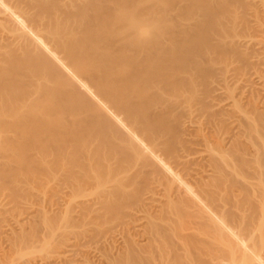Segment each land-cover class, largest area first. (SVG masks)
<instances>
[{
	"label": "bare ground",
	"instance_id": "bare-ground-1",
	"mask_svg": "<svg viewBox=\"0 0 264 264\" xmlns=\"http://www.w3.org/2000/svg\"><path fill=\"white\" fill-rule=\"evenodd\" d=\"M245 2L0 0V207L60 202L7 222L0 264H78L70 234L105 236L155 192L143 241L86 263L264 264V97L214 105L209 75Z\"/></svg>",
	"mask_w": 264,
	"mask_h": 264
},
{
	"label": "rangeland",
	"instance_id": "rangeland-1",
	"mask_svg": "<svg viewBox=\"0 0 264 264\" xmlns=\"http://www.w3.org/2000/svg\"><path fill=\"white\" fill-rule=\"evenodd\" d=\"M247 2H245V4H248L249 2L250 3H253V6L251 8H246V10H240L238 11L237 13L234 12V16H237V17H234L236 18V20H234L235 22H230V25L227 27L230 29V27H232L230 30L227 29V32L224 36V41L227 43V44H230L231 47H230V50L228 51V56L227 58L224 59L223 62H220V63H217V64H214L210 69H209V75H213L212 78L210 77V82L212 83L211 86L214 87L215 90V99L213 101V104H217L218 106H225V104L228 106L229 104H231L230 102H234V100H237L238 101H241L243 103H247L249 102L251 99H250V94L251 93H257L256 95L259 97V98H262L264 97V0H246ZM262 2V3H261ZM255 7V8H254ZM251 11V12H250ZM242 13V14H241ZM244 13V14H243ZM233 16V14H232ZM233 18V19H234ZM260 19V20H259ZM231 23L233 25H231ZM238 23V24H236ZM229 24V23H228ZM236 24V25H235ZM231 31V32H229ZM250 32V33H249ZM237 33V34H236ZM234 35V36H233ZM240 36V37H238ZM236 38V39H235ZM222 39V40H223ZM248 42V43H247ZM235 43V44H234ZM251 43V44H250ZM260 43V44H259ZM246 44V45H245ZM263 44V45H262ZM249 45V46H248ZM256 46V47H255ZM254 48V49H253ZM237 49V50H236ZM239 50V51H238ZM258 50V51H256ZM235 53H233V52ZM246 51V52H245ZM256 51V52H255ZM240 52V54H239ZM255 52V53H254ZM263 52V53H262ZM230 53V55H229ZM242 53H246V55L248 53L249 56H248V59L246 57V65L244 66L243 63H239V58H241L242 56H244ZM261 53V54H260ZM235 54V55H234ZM237 54H239V56H237ZM245 55V56H246ZM258 55V56H257ZM241 56V57H240ZM226 57V56H225ZM238 57V59H237ZM251 57V58H250ZM263 58V59H262ZM229 59V60H228ZM238 61H237V60ZM227 62V63H226ZM223 64V65H222ZM262 64V65H261ZM218 66V67H217ZM256 66V68H255ZM227 67V68H226ZM227 69V70H226ZM240 69V70H239ZM262 69V70H261ZM226 70V71H225ZM229 71V72H228ZM256 71V72H255ZM261 73H260V72ZM211 72H213L211 74ZM224 72V73H223ZM216 73V74H215ZM229 73V74H228ZM263 73V74H262ZM227 74V75H226ZM262 74V75H261ZM221 75V76H220ZM224 75V76H223ZM226 75V78H224ZM215 76V77H214ZM214 77V79H213ZM223 77V78H222ZM224 80H222V79ZM212 79V81H211ZM218 79V80H217ZM226 79V81H225ZM230 79V80H229ZM260 79V80H259ZM251 80V81H250ZM214 81V82H213ZM217 82H220V83H217ZM224 84H223V83ZM228 82V83H227ZM231 82V83H230ZM250 82V83H249ZM252 82V83H251ZM222 84V85H221ZM227 84V86H226ZM230 84V85H229ZM221 85V87H219ZM260 85V86H259ZM229 86V87H228ZM235 90V92H233V94H231L230 91H234L232 89ZM252 89V90H251ZM248 91V92H247ZM217 92V93H216ZM250 92V93H249ZM259 92V93H258ZM263 93V94H262ZM233 95H235L233 97ZM219 97V98H217ZM239 97V98H238ZM233 98V99H231ZM241 98V100H240ZM249 100H248V99ZM231 100V101H230ZM264 100V99H263ZM218 101V102H217ZM220 102V104H218ZM263 102V103H262ZM225 103V104H224ZM228 103V104H227ZM253 103V104H252ZM252 103H250V107H249V111L250 112H254L256 109H255V105L258 104V106H260L259 108V111L260 109L262 110L261 112L264 111V101H256V100H253ZM222 104V105H221ZM217 105L215 108H217ZM263 107V108H262ZM218 109V108H217ZM253 110V111H252ZM224 117V116H223ZM221 118V116H220ZM226 118V117H225ZM25 187V186H24ZM48 187V186H47ZM48 189V190H47ZM39 191H41V193H38L36 194V196L31 200L33 201L36 205L34 207H30L29 205H23V206H16L15 204H8L7 207H0V209H3V213H1L0 215V239L2 240L1 242H3L4 240H6V236L10 233L8 231H10L9 229H11L12 226H16L17 224V221L18 220H22L24 219L26 216H27V213H33L35 210H37L39 207H41V205H44L47 207V209L50 210V212H59V208H60V202H58V196L55 195L52 187H48V188H41ZM142 191H144L142 189ZM141 191V192H142ZM43 192V193H42ZM145 192V191H144ZM143 193V192H142ZM53 195V200H50L49 197H51ZM145 195H142V199L143 202H136V201H129L127 202V208L124 206L123 208H125L126 210L124 211L123 210V215H126V216H122L123 218H126L127 216H129V218L127 219H124L122 220L121 218H118L119 220L116 219V222L111 224V227L113 228L112 231L107 232V236L105 235H99L97 237H90L87 242V240H83V242L81 241L83 238V234H81L80 232L84 231L83 228H75L77 230H75L76 234H74V230H73V234H70L72 236L69 235V239L72 243V241L75 240V244H76V241L79 243L81 242V244L84 245L79 247V249H81L82 252H80V256L78 257L80 259H78V264H88V262L86 263L85 262V255L86 256H90L93 260H95L96 258H101L100 254L101 252H97V251H102V247L107 245V243H111V244H115L117 241H119V244L117 242V244H113V247H117V248H121L122 247V244H124V242L128 239H131V237H133V239L137 240L139 239V242H142L144 237L141 235H138L139 237L136 238V233L139 232V229L145 225V220H147L146 222H148V219H150L149 222H152L154 219H152L153 217L156 219V217H158V215L156 216L157 212L159 211V208L156 206L158 204V200L160 199L159 198V194H156L155 193H148L146 195V193H144ZM45 195V196H44ZM2 196V195H1ZM47 196V197H46ZM62 196V195H61ZM38 197V198H37ZM40 197V198H39ZM157 197V198H156ZM4 198H6L5 196H2L1 197V200H3ZM146 198H148L146 200ZM42 199V200H41ZM49 199V200H48ZM9 200V199H8ZM47 200V201H46ZM146 200V201H144ZM6 201H7V198H6ZM10 201V200H9ZM30 201V202H31ZM38 201V202H37ZM43 201V202H41ZM5 202V200H4ZM147 203V206L145 205V203ZM1 203V201H0ZM47 203V204H46ZM134 203V204H133ZM140 203V205H139ZM142 203V204H141ZM151 203V204H150ZM56 204V205H54ZM144 204V206L146 207H142ZM149 204V205H148ZM15 207L13 208L12 207ZM136 205V206H135ZM142 205V206H141ZM29 206V207H28ZM38 206V208H37ZM51 206V208H50ZM135 206L134 210H133V207ZM140 206V207H139ZM12 207V210H10ZM54 207V208H53ZM138 209H137V208ZM10 208V209H8ZM21 208V209H20ZM25 208H28V211L25 212L24 209ZM30 208H32L31 210H29ZM37 208V209H36ZM130 208V209H129ZM142 208V209H141ZM148 211L149 209V212H144L145 210ZM10 210V212H7L8 214H5L6 210ZM23 209L22 212H24V214H22V212H20L21 210ZM34 209V210H33ZM40 209V208H39ZM135 209L137 210L136 212H140L138 213V216H137V213L135 214ZM7 210V211H8ZM14 210V211H13ZM20 210V211H19ZM54 210V211H53ZM129 212H128V211ZM133 210V211H131ZM140 210V211H139ZM142 210V211H141ZM16 211V212H15ZM128 212V213H126ZM143 212V214H141ZM13 213V214H12ZM19 213V214H18ZM26 213V215H25ZM31 213V214H32ZM145 213V214H144ZM153 216H152V214ZM34 214V213H33ZM32 214V215H33ZM121 214V215H122ZM128 214V215H127ZM134 214V215H133ZM21 215L23 217H21ZM136 215V217H135ZM148 215V216H147ZM151 215V216H150ZM4 216V217H2ZM20 216V217H18ZM133 220H132V218ZM160 216V215H159ZM148 217V219H146ZM151 217V218H150ZM14 218H17L18 220H15ZM139 220H138V219ZM142 218V219H141ZM159 218V217H158ZM122 221H121V220ZM137 219V220H136ZM152 219V220H151ZM127 222H126V221ZM128 220L130 222V225H128ZM143 220V221H141ZM4 221V222H3ZM138 221V223H137ZM141 221V222H140ZM8 222V224H7ZM16 222V223H15ZM122 222L126 223V226L124 225V223L122 224ZM146 223V225L149 224ZM118 223V224H116ZM12 225L10 228L7 226V225ZM115 224V225H114ZM143 224V225H142ZM118 225V226H116ZM132 226V227H131ZM138 226V227H137ZM7 227V228H5ZM119 227V229H118ZM121 227V228H120ZM131 227V228H130ZM117 228V229H116ZM129 228V230H128ZM82 229V231L80 230ZM116 232H115V230ZM124 229V230H123ZM133 229V230H132ZM4 230V231H3ZM80 230V231H79ZM114 230V232H113ZM79 231V232H78ZM120 231V232H119ZM124 231V232H123ZM112 232V233H111ZM119 232V233H118ZM128 232V233H126ZM7 233V234H6ZM72 233V232H71ZM80 233V234H79ZM79 234V236L77 235ZM133 234V235H132ZM125 235V236H124ZM79 238H77V237ZM104 237L106 238V242L104 240ZM109 237H112L109 238ZM141 237H142V240H141ZM73 238V239H72ZM103 238V240H102ZM125 238V239H124ZM72 239V240H71ZM93 239V240H92ZM108 239V241H107ZM110 239V240H109ZM117 239V240H115ZM101 240V241H100ZM112 240V241H111ZM114 240V242H113ZM91 241H92V244H91ZM100 241V242H99ZM104 242V245L102 244ZM123 241V242H122ZM0 242V243H1ZM87 242V243H86ZM72 243V244H74ZM90 243V245H89ZM7 245V243H6ZM87 245V246H86ZM86 246V247H85ZM92 246V247H91ZM91 247V248H90ZM94 247L95 249H97L96 251H94ZM109 247V246H107ZM112 247V246H111ZM114 247V248H115ZM84 248V249H82ZM71 249V248H70ZM89 249V250H88ZM99 249V250H98ZM89 252V253H88ZM91 252V253H90ZM103 252V251H102ZM83 253V254H82ZM100 253V254H98ZM107 253V252H106ZM109 253V252H108ZM113 252H110L109 254H112ZM117 252L114 251L113 254L116 255ZM66 255H70V254H66ZM82 256V258H81ZM117 256V255H116ZM82 260V261H81ZM81 262V263H80Z\"/></svg>",
	"mask_w": 264,
	"mask_h": 264
}]
</instances>
